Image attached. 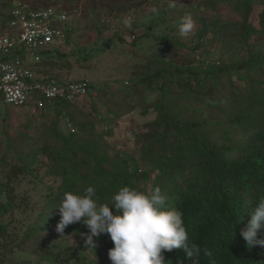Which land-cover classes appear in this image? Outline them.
Returning a JSON list of instances; mask_svg holds the SVG:
<instances>
[{"label":"trees","instance_id":"1","mask_svg":"<svg viewBox=\"0 0 264 264\" xmlns=\"http://www.w3.org/2000/svg\"><path fill=\"white\" fill-rule=\"evenodd\" d=\"M13 1L0 0V5L8 4L7 11H0V30L9 27ZM60 1L32 5H60L69 12L66 5L73 3ZM109 1L111 9L118 4L123 9L127 0H115L116 6L114 0ZM190 1L197 2L194 8L173 13L182 17L193 10L201 12L194 46L156 34L149 29L152 25L139 38L151 37L169 49L203 48L205 53L209 43L222 42L244 57L203 69L154 52L147 61L134 65L126 99L140 92L147 101L158 92L157 99L143 107V114L152 109L155 116L135 132L134 150L111 151L95 132L89 115L74 106L92 95L96 88L92 81L87 94L77 100L58 99L39 111L44 119L54 115L50 124L42 118L40 125L27 123L16 134L6 132L0 145V172L4 173L0 179V264L31 242L39 261L112 264L108 252L114 243L107 234L91 249L82 235L88 232L82 222L69 225L63 234L56 231L60 220L56 207L64 194L83 195L88 186L96 189L99 204L109 206L124 186L149 194L159 187L167 195L168 207L183 213L190 242L201 248L200 264H264V247L248 249L240 235L254 203L264 198V8L256 24L251 17L260 0ZM224 8L236 17L224 19L204 12ZM75 31L74 26L71 34ZM117 37L121 42L134 41L120 33ZM68 39H72L70 34ZM56 53L57 59H43L36 67L58 77L50 68L68 59L70 52L56 49ZM234 71L242 88L230 90L227 101L221 78ZM239 101L242 104L236 106ZM66 120L72 128L64 130L60 123ZM45 176L59 179V184L49 187L36 211L33 197L21 195L19 189L25 179L36 183ZM257 238L264 239V229ZM205 249L211 256L204 254ZM163 255L166 264H192L179 249Z\"/></svg>","mask_w":264,"mask_h":264},{"label":"rangeland","instance_id":"2","mask_svg":"<svg viewBox=\"0 0 264 264\" xmlns=\"http://www.w3.org/2000/svg\"><path fill=\"white\" fill-rule=\"evenodd\" d=\"M8 1V0H6ZM29 3L39 5L55 3L60 0H25ZM73 4H67L69 13L73 18L76 31L72 36L73 46L60 51L70 52L68 59L58 62L50 68L53 74L66 80L88 79L96 86L92 95L74 106L86 112L94 122V130L103 136L111 151L129 148L135 149L134 135L138 128L147 121L154 118L155 113L151 109L143 114L144 106L150 101L157 99L158 92L150 94L147 101L143 99L142 93L137 92L126 99L129 92L128 84L130 74L134 65L147 61L157 52L159 56L171 60L176 58L179 62L190 61L191 65L207 69L208 66L220 65L231 62L232 58L238 60L244 57L241 52H234L228 45L222 42L209 43L206 53L203 48L188 51L185 48H173L157 43L153 38H139L148 28L158 35L167 39L180 38L187 45L194 46L196 43L195 31L189 36L182 37L178 32L180 15L173 13L175 10L194 8L197 2L190 0H132L126 1L123 9H111L109 0H69ZM63 3L62 1H60ZM118 2V1H117ZM0 11H7L8 4L1 2ZM115 4V0L113 5ZM116 6V5H114ZM157 11L154 13L153 9ZM264 8V0L254 7V14L251 20L258 24V13ZM211 16H220L224 19H232L236 16L229 8L221 12L204 10ZM201 12L193 10L190 14L199 26ZM131 23L126 24L125 21ZM123 34L134 41L121 42L117 34ZM134 35V37H133ZM209 34L206 37L210 38ZM260 47H256V50ZM264 49V48H263ZM72 50V52L70 51ZM233 55V56H232ZM57 59L56 57H54ZM234 84L231 86V84ZM224 88V96L227 101L231 99L230 90L242 88L237 73L231 72L221 78ZM229 99V100H228ZM242 101L235 103L236 106ZM0 99V145L4 142L6 132L16 134L23 130L27 123L40 125L43 122V115L31 112L26 108L11 107ZM43 118V119H42ZM54 115L51 113L45 118V123L50 124ZM60 126L66 130L72 128L66 121ZM1 150V149H0ZM0 179H4V173L0 172ZM59 179L45 176L38 182L28 178L24 180L23 187H20V194H30L32 203L36 204V211L40 210L44 203V194L52 186L55 189ZM6 264H22L31 261L33 264H52L49 261H39L35 252L33 242L25 245L22 252L17 251Z\"/></svg>","mask_w":264,"mask_h":264},{"label":"clouds","instance_id":"3","mask_svg":"<svg viewBox=\"0 0 264 264\" xmlns=\"http://www.w3.org/2000/svg\"><path fill=\"white\" fill-rule=\"evenodd\" d=\"M125 23L130 25L131 21ZM195 28L190 14L180 18V36L193 34ZM167 200L159 187L149 194L124 186L112 197L111 206L97 202L93 186H88L83 195L66 192L56 207L60 214L56 231L63 234L69 225L82 222L88 229L82 235L91 249L102 234H107L114 243L108 252L112 264H166L163 252L173 249L181 250L192 264H200L201 248L190 242L183 213L168 207ZM250 212L251 219L240 235L248 249L264 247V239L257 238L264 229V198L255 202ZM204 254L211 256L207 249Z\"/></svg>","mask_w":264,"mask_h":264},{"label":"built area","instance_id":"4","mask_svg":"<svg viewBox=\"0 0 264 264\" xmlns=\"http://www.w3.org/2000/svg\"><path fill=\"white\" fill-rule=\"evenodd\" d=\"M11 15L9 27L0 30L3 101L37 112L58 99L73 102L87 94L90 80H66L36 67L43 59L57 57L56 49L73 46L68 39L75 26L70 13L60 5L34 7L28 1L14 0Z\"/></svg>","mask_w":264,"mask_h":264}]
</instances>
